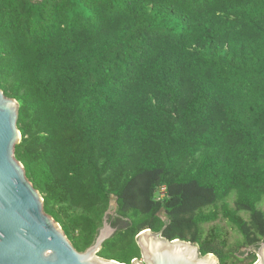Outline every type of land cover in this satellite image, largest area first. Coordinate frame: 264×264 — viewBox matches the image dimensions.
Returning a JSON list of instances; mask_svg holds the SVG:
<instances>
[{
	"label": "trees",
	"instance_id": "1",
	"mask_svg": "<svg viewBox=\"0 0 264 264\" xmlns=\"http://www.w3.org/2000/svg\"><path fill=\"white\" fill-rule=\"evenodd\" d=\"M14 157L84 252L140 260L145 230L219 264L264 242V0H0ZM165 188L161 201L157 194Z\"/></svg>",
	"mask_w": 264,
	"mask_h": 264
},
{
	"label": "water",
	"instance_id": "2",
	"mask_svg": "<svg viewBox=\"0 0 264 264\" xmlns=\"http://www.w3.org/2000/svg\"><path fill=\"white\" fill-rule=\"evenodd\" d=\"M42 1V0H35ZM18 103L0 90V264H120L97 256L102 244L116 229L108 224L113 208L105 213L95 242L77 252L60 226L43 209V199L27 180L14 157L21 140L17 128ZM159 233L145 230L136 237L141 259L131 264H219L212 254L201 256L197 245L168 241ZM256 262L264 264V242L255 249Z\"/></svg>",
	"mask_w": 264,
	"mask_h": 264
},
{
	"label": "built area",
	"instance_id": "3",
	"mask_svg": "<svg viewBox=\"0 0 264 264\" xmlns=\"http://www.w3.org/2000/svg\"><path fill=\"white\" fill-rule=\"evenodd\" d=\"M164 194H165V188H161L157 194V200L161 201L164 197Z\"/></svg>",
	"mask_w": 264,
	"mask_h": 264
}]
</instances>
